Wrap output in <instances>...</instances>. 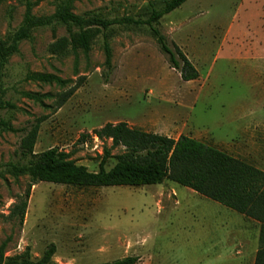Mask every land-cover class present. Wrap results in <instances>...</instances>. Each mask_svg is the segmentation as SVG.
Masks as SVG:
<instances>
[{"label":"rangeland","instance_id":"obj_1","mask_svg":"<svg viewBox=\"0 0 264 264\" xmlns=\"http://www.w3.org/2000/svg\"><path fill=\"white\" fill-rule=\"evenodd\" d=\"M27 1L36 17L53 16L67 2L2 0L1 41L22 26ZM163 1L80 0L71 12L139 20L151 3ZM263 5L264 0H189L160 21V33L199 72L193 82L170 66L147 26L107 32L111 67L103 35L90 52L64 56L51 48L70 37L65 26L37 30L33 40L22 42L0 81V247L7 243L6 257L30 249L38 261L55 245L51 264H107L128 257L139 258L137 264H255L261 225L171 180L140 188L38 183L26 199L32 182L28 176L16 179L10 167L29 163L22 158V141L46 119L35 154L58 148L93 173L113 146L94 133L120 123L174 140L190 137L264 172V42L253 35ZM39 74L67 85L27 80ZM124 152L111 150L106 170ZM22 202L28 205L24 220L12 215Z\"/></svg>","mask_w":264,"mask_h":264},{"label":"trees","instance_id":"obj_2","mask_svg":"<svg viewBox=\"0 0 264 264\" xmlns=\"http://www.w3.org/2000/svg\"><path fill=\"white\" fill-rule=\"evenodd\" d=\"M2 0H0L1 3ZM67 0L58 6L56 13L50 17H36L33 14L34 4L27 1V11L22 26L5 41L0 40V81L5 76L7 65L12 57L19 53L20 44L33 40V34L40 29L65 26L70 37L63 38L54 44L51 51L55 55L64 56L71 52H90L95 40L105 37L107 65L111 67L112 53L108 43V35L114 26H147L156 39L161 53L167 58L170 66L181 74L185 82L198 80L199 72L176 45H170L158 30L160 21L180 9L189 0H164L160 6L153 2L146 11V18L136 20H108L99 16L86 18L71 12L74 2ZM72 28L79 29L72 33ZM28 81L64 87L67 82L61 78L39 74L30 75ZM74 94L70 91L63 99V106ZM29 98L43 102L40 97L28 95ZM37 125L22 141V158L30 160L27 165H11L10 173L16 178L28 176L32 182L26 199L30 198L33 186L38 183L78 187H133L162 185L171 180L180 187L190 189L197 194L212 200L245 218L254 220L261 225L260 247L255 264H264V172L229 156L227 153L206 145L190 137L182 136L178 140L133 129L126 123L108 124L94 134L100 140H111L112 149L125 148V152L116 157V165L106 170L111 157V150L105 151L100 164V171L90 172L87 167L78 165L73 155L53 148L40 154L34 150L39 136L40 126ZM5 129H13L4 124ZM27 203L22 202L13 208L12 215H19L23 220L27 211ZM7 243L0 247V264H51L57 253L55 245H51L43 257L34 261L30 249L17 257H6ZM139 258L128 257L107 264H137Z\"/></svg>","mask_w":264,"mask_h":264},{"label":"crops","instance_id":"obj_3","mask_svg":"<svg viewBox=\"0 0 264 264\" xmlns=\"http://www.w3.org/2000/svg\"><path fill=\"white\" fill-rule=\"evenodd\" d=\"M257 20H259L257 27L259 31L253 35H255L256 40L264 42V5L257 10Z\"/></svg>","mask_w":264,"mask_h":264}]
</instances>
